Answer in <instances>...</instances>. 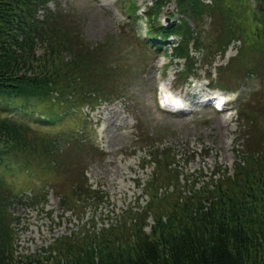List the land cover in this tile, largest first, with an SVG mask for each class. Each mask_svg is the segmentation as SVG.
<instances>
[{
  "label": "trees",
  "instance_id": "obj_1",
  "mask_svg": "<svg viewBox=\"0 0 264 264\" xmlns=\"http://www.w3.org/2000/svg\"><path fill=\"white\" fill-rule=\"evenodd\" d=\"M48 1L0 0V264H264V101L254 104V109H240L249 127V133L242 136L249 135L244 145L246 163L235 162L230 176L220 172L202 195L196 193L181 204L154 206V223L148 232L144 223L122 225L118 231L110 226L92 236H75L73 241L64 237L58 242V258L46 262L39 254L15 255L12 206L21 197L6 174L13 167L45 160L54 169L62 167L71 173L68 179L73 189L78 185L84 188V155L103 153L90 142L87 132H46L11 112L26 114L40 105L65 112L85 104L92 108L120 98L131 80L141 75V67L134 68L127 61L120 64L108 41H86L74 11L57 5L51 8ZM167 1L157 0L148 15L157 18ZM175 3V12L188 13L190 22L196 21L194 25H201L205 17L217 28L219 49H209L214 53L207 52L205 63L211 64L212 57L224 52L232 40L244 45L264 39V0ZM186 18L181 15L166 29L151 19L149 31L157 39L137 41L134 37L141 49L138 52L151 54L149 44L157 45L158 39L163 42L167 33L174 32L180 40L173 55L184 59L180 74L195 73L198 65L188 52L192 30ZM38 44L43 45L39 53ZM262 68L261 72L253 67L242 72L251 78L259 73L262 81L264 63ZM229 69L219 67V83L227 85L224 74ZM46 101L49 103H41ZM40 190L33 197L40 195ZM85 193L86 199L96 201L98 195L89 190Z\"/></svg>",
  "mask_w": 264,
  "mask_h": 264
},
{
  "label": "rangeland",
  "instance_id": "obj_2",
  "mask_svg": "<svg viewBox=\"0 0 264 264\" xmlns=\"http://www.w3.org/2000/svg\"><path fill=\"white\" fill-rule=\"evenodd\" d=\"M227 1L236 3V0ZM47 4L51 8L57 5V8L74 11L86 41H108L120 57V64L127 61L134 68L141 67V75L131 80L120 98L102 102L91 111L83 106L71 116L50 125L30 121L46 132L71 130L78 135L87 132L103 153L93 157L84 155L87 162L84 188L78 185L73 189L68 179L71 173L62 167L54 169L45 160L34 161L33 165H16L8 174L7 180L13 191L21 197L12 206L15 255L19 258L39 254L44 262L58 258V242L64 237L73 241L75 236H92L110 226L118 231L122 225L132 227L140 223H144V231L148 232L154 223V206H165L166 202L172 205L175 201L181 204L212 187V180L218 179L220 172L232 175L235 162L243 163V160L246 163L244 145L249 138V135L246 140L243 138L249 133L246 115L237 113L234 106L246 96L248 109H254V104L264 101V94L260 92L264 74L262 81L259 73L252 78L243 75L244 70L252 67L260 72L263 69L264 39H258L257 44L231 42L224 55H214L213 65L228 63L226 67L230 69L224 74L227 88H236L238 92L225 93L226 89L216 87L212 90L206 86L208 64L205 56L207 52L214 53L209 49H219L216 46L217 28H213L210 19L205 17L201 25H194L196 21L190 22L188 13L174 12L178 10L175 0H168V5L158 12L160 20L166 13L187 17L192 30L188 52L195 65L201 64V73L196 75L193 84L181 86L176 73L179 62L184 60L173 59V55L168 54L164 58L142 55L134 40L133 26L137 29L145 27L144 18H138L133 26L124 21L127 11L132 9L126 8L127 4H133L135 8L139 5L141 13L151 0H49ZM151 17L156 22L157 18ZM42 46L37 45V53L42 51ZM212 71L215 74L214 67ZM162 84L171 87L173 93L189 103L196 99L191 95L192 91L197 94L222 91L234 101H229L226 111L219 114L202 108L187 116L171 115L157 106V93ZM54 107L40 105L42 111L39 112H44L43 108H51L49 110L54 112ZM38 117L45 119L48 115ZM75 177L76 174L71 180ZM39 189L40 195L33 197ZM86 190L91 195H98L95 197L97 202L86 199ZM41 194H44L43 198Z\"/></svg>",
  "mask_w": 264,
  "mask_h": 264
},
{
  "label": "bare ground",
  "instance_id": "obj_3",
  "mask_svg": "<svg viewBox=\"0 0 264 264\" xmlns=\"http://www.w3.org/2000/svg\"><path fill=\"white\" fill-rule=\"evenodd\" d=\"M165 87L163 86L162 89H164Z\"/></svg>",
  "mask_w": 264,
  "mask_h": 264
}]
</instances>
